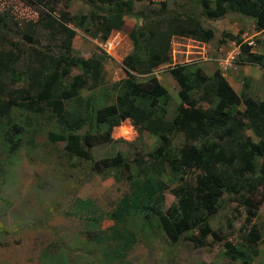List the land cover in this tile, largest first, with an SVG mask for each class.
Instances as JSON below:
<instances>
[{"label": "trees", "instance_id": "16d2710c", "mask_svg": "<svg viewBox=\"0 0 264 264\" xmlns=\"http://www.w3.org/2000/svg\"><path fill=\"white\" fill-rule=\"evenodd\" d=\"M27 1L36 5L38 11L35 19L20 25L21 39L35 46L37 39L32 34L39 29L47 36L56 37L58 52L31 49V58L28 57L30 60L22 71L16 65L19 55L0 49V77L8 71L11 78L22 83L19 89L0 90V95H4L0 97V134L6 138L9 149H15L21 132V126L11 120V107L32 114L44 109L49 111L60 124L61 132L47 133L48 139L63 141V150L74 159L88 161L90 147L110 142L111 128L124 119H128L138 133L145 131L155 140L152 148L131 158L124 159L117 152L100 161L106 170L103 178L110 176L116 182L125 181L127 186L110 211L103 212L90 199L75 196L71 202L73 212H66V215L92 222L103 215L112 221L108 233L85 231L94 243L105 244L103 250L109 247L105 257L122 264L138 240L137 229L147 234L157 228L171 243L184 240L193 247L209 246V235L219 238L210 228L209 220L217 213L223 194L236 196L241 203L251 206L246 222L256 215L261 199L253 201L250 196L258 185L264 188V98L250 97L245 92L246 81L236 93L217 69L207 75L199 66L189 68L186 64H177L169 69V75L177 85L179 105L167 117L171 97L155 76L148 75L160 64L169 62L171 37L189 36L203 42L213 36L211 28L202 27L199 19L192 15L165 17L154 12L155 19L144 30H128L132 49L121 60L124 76L115 81L116 91L111 102L98 104L95 97H81L79 91H92L103 84L102 56L81 57L71 49L74 30L69 24L80 26L82 17L75 21L69 14L66 8L69 0ZM58 1L63 8H57ZM87 1L111 6L106 15H94L90 28H83L102 41L109 32L120 29L123 16L130 14L133 2L141 0ZM199 2L206 19L237 13L251 18L254 29L264 35V0ZM158 4L160 10L165 8L164 0ZM10 18L13 19L12 15ZM0 22V31L5 34L1 15ZM221 36L238 45L242 64L248 58L264 69L261 55L250 52V46L237 34L225 31ZM72 66L80 73L66 81ZM145 74V77L140 76ZM70 98H74L78 106L72 112L65 102ZM28 121L26 117L23 123L27 125ZM245 130H250L257 140H252ZM178 134L182 142L174 145L173 139ZM188 172L193 173L191 181L184 178ZM168 183L175 184L170 187L174 201L164 207L163 190ZM126 221L138 222L139 226L125 228ZM263 239L264 234L251 224L240 241L223 242L222 256L236 264H251L258 254L257 245Z\"/></svg>", "mask_w": 264, "mask_h": 264}, {"label": "rangeland", "instance_id": "374dc122", "mask_svg": "<svg viewBox=\"0 0 264 264\" xmlns=\"http://www.w3.org/2000/svg\"><path fill=\"white\" fill-rule=\"evenodd\" d=\"M159 1L161 0H151L150 3L145 0L133 2L130 14L123 16L120 29L112 30L107 36V39L114 40L113 47L109 50L110 55L103 54L97 46L98 37L92 36L83 28H90L94 15H106L111 6L87 0L67 2V11L75 21H80L82 17L80 26L69 24L74 30L71 49L79 56L88 57L92 53L102 56L103 84L92 91L80 90L81 97H95L98 104L111 102L116 91L114 83L124 76L121 60L132 49L127 36L128 30H144L155 19L153 13L156 12L165 17L172 14L192 15L199 19L202 27L213 30V36L209 40L198 43V46L202 44L203 49L209 53L210 60L189 62L194 55H189L190 58L184 56L187 44L190 43L188 37L177 36L170 39V58L172 55L178 61L180 58L184 61L185 58L188 62L183 64L189 68L199 66L207 75L217 69L224 74L236 93H239L241 83L246 81L248 87L245 92L250 97L264 98V69L259 63L245 58L248 60L246 63H238L222 72L220 64L213 60L224 57L230 49L232 40L222 39L221 36V33L227 31L232 35L237 34L244 42H250V52L261 55L264 63V35L254 29L251 18L229 12L222 18L209 20L203 16L199 0H164L166 5L163 10L159 8ZM209 1L211 4L213 0ZM56 4L57 8H63L59 1ZM37 11L36 5L27 0H0V15L5 21V25L1 26L5 29V34L0 31V49L19 55L16 63L18 70L24 69L30 60L28 57L31 58V49L52 54L58 52L56 37L47 36L46 32L39 29L32 34L37 39L35 46L21 39L20 25L28 19H35ZM11 15L13 19L10 18ZM176 43L182 47L174 46ZM176 52H180L179 55ZM240 58L239 55L238 60ZM167 63L160 64L148 75L155 76L171 97L167 107L168 117L179 105V100L176 96L177 85L169 75L171 67ZM79 73L77 67H70L66 81ZM140 76L145 77L146 74ZM21 86V80L11 78L8 71L0 77L2 92L19 89ZM65 102L69 112L78 108L74 98ZM9 115L12 122L21 126V132L14 150L9 149L6 138L0 134V264H118L104 256L109 247L103 250L105 244L94 243L85 233L81 222L66 215V212H73L71 202L78 195L90 198L102 211H110L112 203L127 190V186L125 181L116 182L110 176L103 178L106 170L102 168L100 161L109 159L117 152L124 159L131 158L136 153L152 148L154 138L145 131L138 133L136 127L128 119H124L111 128V141L90 147L89 159L83 161L68 157L63 150V141L48 139L47 133L61 132L60 124L49 111L44 109L39 114H32L18 107H11ZM26 117H29L27 125L23 123ZM2 129H5L4 125ZM79 131L82 132L83 129ZM245 134L252 140H257L250 130H245ZM181 142L182 136L178 134L172 143L180 145ZM192 176V172L184 174L188 181L192 180ZM174 185L168 183V187L163 190L164 207L174 201L170 192V187ZM250 198L253 201L261 200L256 215L246 222L245 217L252 210L251 206L241 203L236 196H221L220 207L209 220L210 228L219 238L209 235L207 240L210 244L204 247H193L184 240L171 243L157 228L152 227L155 230L144 234L137 229L138 222H124L125 228L137 229L138 240L128 251L122 264H236L222 256L223 242L240 241L241 235L248 231L251 224L264 234V188L258 185L257 191ZM111 223L110 219L103 218L100 227L105 228ZM263 247L264 239L257 245L258 254L251 264H264Z\"/></svg>", "mask_w": 264, "mask_h": 264}, {"label": "built area", "instance_id": "2783aa9c", "mask_svg": "<svg viewBox=\"0 0 264 264\" xmlns=\"http://www.w3.org/2000/svg\"><path fill=\"white\" fill-rule=\"evenodd\" d=\"M177 37H186V36H177ZM188 42H190L191 44L190 43L187 44V48L184 51V54L186 55L184 56H186L187 58H190L189 55H194L192 59H189L190 60L189 62L199 63V62H204V61L211 59L209 53L205 51V49H203L202 44L201 46H198V43H200V41L188 36ZM113 43H114V40H109L106 37L104 40L98 41L97 44L102 51L110 55L109 50L111 49V47H113L112 46ZM245 43L247 45H250V42H245ZM229 45H230V49L226 52L224 57L213 58V60L217 62L218 65L220 64V69L222 70V72L240 63V60H238L239 55H240V50H239L238 45L235 44L233 41L230 42ZM174 46H181V45L180 44L178 45V43H176V45ZM179 51L183 52L181 50ZM180 52H176V54L179 55ZM169 56H170V53H169ZM170 60L171 61H169L167 64H169L171 68L176 66L177 64H183L184 62H188L187 59L185 58H184V61H182L181 58L178 61L177 59H175L173 55L171 56Z\"/></svg>", "mask_w": 264, "mask_h": 264}, {"label": "crops", "instance_id": "0c3cea01", "mask_svg": "<svg viewBox=\"0 0 264 264\" xmlns=\"http://www.w3.org/2000/svg\"><path fill=\"white\" fill-rule=\"evenodd\" d=\"M71 42H73V37L71 39ZM93 54V53H92ZM79 56V55H78ZM90 56V55H89ZM81 57H84V56H81ZM232 67H235V66H232ZM230 69V68H229ZM224 76V74H223ZM76 197H79L81 199H84L86 197H81L80 195L76 196ZM87 199H90V198H87ZM91 200V199H90ZM92 201V200H91ZM93 202V201H92ZM94 203V202H93ZM113 204V203H112ZM96 206V205H95ZM97 207V206H96ZM99 210H101L99 207H97ZM102 211V210H101ZM104 212V211H103ZM87 215V214H86ZM88 216V215H87ZM75 218V217H73ZM103 218H107L106 216H101L100 219H98L97 221H88V220H83V219H78V218H75L76 220L80 221L81 222V225L83 227V229L86 230H89V232H104V233H108L111 229H112V223L110 225H108L107 227L105 228H101L100 227V221L103 219Z\"/></svg>", "mask_w": 264, "mask_h": 264}, {"label": "clouds", "instance_id": "9594fccd", "mask_svg": "<svg viewBox=\"0 0 264 264\" xmlns=\"http://www.w3.org/2000/svg\"><path fill=\"white\" fill-rule=\"evenodd\" d=\"M98 41H100L99 40V38H98ZM97 46H98V44H97ZM98 48L100 49V47L98 46ZM100 51H102L101 49H100ZM103 52V54H106L104 51H102ZM106 55H109V54H106ZM241 63V62H240Z\"/></svg>", "mask_w": 264, "mask_h": 264}]
</instances>
